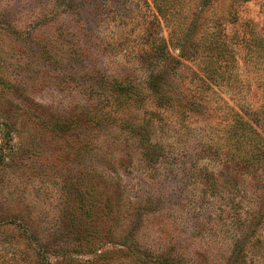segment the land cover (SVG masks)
Here are the masks:
<instances>
[{"label":"rangeland","instance_id":"1","mask_svg":"<svg viewBox=\"0 0 264 264\" xmlns=\"http://www.w3.org/2000/svg\"><path fill=\"white\" fill-rule=\"evenodd\" d=\"M65 1L0 0V264H264V182L226 155L236 119L263 103L259 71L234 45L250 93L205 73L203 27L230 23L229 0H175L166 14L160 0ZM235 5L264 36V0ZM178 39L197 53L182 56ZM161 44L180 100L147 99L168 143L152 167L119 125L100 140L75 125L116 79L145 89Z\"/></svg>","mask_w":264,"mask_h":264},{"label":"trees","instance_id":"2","mask_svg":"<svg viewBox=\"0 0 264 264\" xmlns=\"http://www.w3.org/2000/svg\"><path fill=\"white\" fill-rule=\"evenodd\" d=\"M175 0H160L159 9L162 14H166L168 8L173 5ZM215 0H204L205 5L211 6ZM237 0L228 1L229 16L233 19L230 23H225V17H212L203 27L205 34L203 43V51L206 52V68L205 73L210 81L217 83L218 80L225 82L227 85L242 90L246 88L245 94L250 93V81L246 80V86L238 77V71L234 73L237 63V46L246 47V53L249 57L254 56L252 66L256 67V80L259 86L263 88V103L254 112L250 114L249 118L240 117L236 119L239 124V130L230 131L227 140L229 149L226 155L233 164L243 173H252L258 176L264 182V36L258 35L252 27L251 21H242L239 9L235 5ZM67 1H65L66 3ZM63 3V4H65ZM68 5L72 4L68 0ZM199 14V13H198ZM198 16V15H197ZM251 25V26H250ZM242 26V28H240ZM247 26H249L247 28ZM177 29L174 28V35L178 34ZM179 46H182V56L188 57L191 54H196L199 49V42L194 40L188 49H185V44L179 41ZM158 53L155 56L157 69L149 73L147 80V87L145 89L139 88L129 79H116L113 85L110 86L109 91L105 92L103 98L99 99L91 110L81 112L78 123L75 126H82L85 129L89 125L95 126L93 132L98 140H100L106 131L109 132L112 127L119 125L120 130H125L136 139V145L141 158L150 165L156 166L163 160L168 143L155 139L156 135V121L153 117H145L144 113L148 107L147 99H153L156 105L164 110H169L177 106L180 100L172 92L171 74L175 78V72L169 73L168 63L174 58L169 52L166 44H161L158 47ZM194 57H197L196 55ZM247 57V56H246ZM178 64L181 60L177 61ZM179 106V105H178ZM135 109L137 112H133ZM259 114L261 119L257 118ZM157 120V119H156ZM55 128L59 130L71 129L74 125L70 122L55 123ZM8 132L10 129L8 128ZM11 139V133L7 134ZM210 150L211 144H209ZM216 148H219L216 146ZM213 148V149H216ZM2 149V146L1 148ZM204 152L205 150L202 149ZM212 154V153H211ZM213 155V154H212ZM211 157V155H210ZM123 164L127 163L125 156L121 158ZM1 162V160H0ZM100 179V176L99 178ZM123 191L115 189L112 198V203L122 199ZM110 204V203H109ZM114 207L115 211V205ZM111 208V209H112ZM165 256V254H163ZM169 259H165L167 261Z\"/></svg>","mask_w":264,"mask_h":264}]
</instances>
